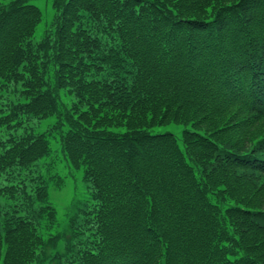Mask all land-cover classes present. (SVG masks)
Masks as SVG:
<instances>
[{
    "label": "trees",
    "instance_id": "obj_1",
    "mask_svg": "<svg viewBox=\"0 0 264 264\" xmlns=\"http://www.w3.org/2000/svg\"><path fill=\"white\" fill-rule=\"evenodd\" d=\"M50 2L0 4V264L55 241L49 138L92 200L54 264H264V0Z\"/></svg>",
    "mask_w": 264,
    "mask_h": 264
},
{
    "label": "rangeland",
    "instance_id": "obj_2",
    "mask_svg": "<svg viewBox=\"0 0 264 264\" xmlns=\"http://www.w3.org/2000/svg\"><path fill=\"white\" fill-rule=\"evenodd\" d=\"M8 0H0L1 3H5ZM51 0H28V2L34 3L40 9V19L37 22L33 36L37 38L42 34L43 30L50 24L53 15V8L51 6ZM46 121L41 120L35 130L39 131L45 128ZM181 125L179 123H163L156 124L147 127L149 132H159L170 130L173 131L175 136L178 137L179 142V129ZM50 151L44 155L43 160L51 164V167L46 169L45 174H52L53 177L46 179L47 183V197L46 202L54 208L55 218L49 222L48 219L41 217L38 221V232L47 237L50 234L55 235L54 243H47L43 248V252L40 251L41 258L38 262L33 261L31 264H54L56 260V254L58 251L63 250V240L66 239V235L69 232V224L74 217L79 207L84 206L86 202L90 206V191L91 187L86 180L82 179L80 168L71 167L66 164L65 159L57 149V144L49 138ZM44 170V168L42 169ZM46 175L44 177L46 178ZM53 178V179H51ZM260 182V180H257ZM5 179H0V184L7 183ZM264 186V184H263ZM251 188L255 191H261L264 187L252 184ZM9 200V199H7ZM3 201L4 203L7 201ZM8 204H3L2 207H8ZM58 236V237H57Z\"/></svg>",
    "mask_w": 264,
    "mask_h": 264
}]
</instances>
